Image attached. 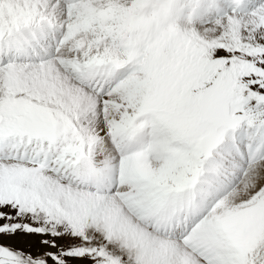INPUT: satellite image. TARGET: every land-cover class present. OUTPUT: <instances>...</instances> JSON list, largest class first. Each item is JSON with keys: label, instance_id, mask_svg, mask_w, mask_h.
<instances>
[{"label": "snow or ice", "instance_id": "6c2138e0", "mask_svg": "<svg viewBox=\"0 0 264 264\" xmlns=\"http://www.w3.org/2000/svg\"><path fill=\"white\" fill-rule=\"evenodd\" d=\"M0 264H264V0H0Z\"/></svg>", "mask_w": 264, "mask_h": 264}]
</instances>
